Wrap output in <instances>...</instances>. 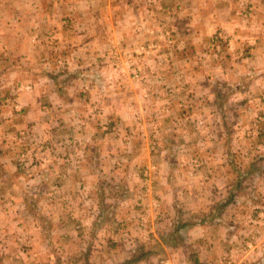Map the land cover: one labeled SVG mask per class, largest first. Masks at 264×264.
Returning <instances> with one entry per match:
<instances>
[{"label": "rangeland", "instance_id": "1", "mask_svg": "<svg viewBox=\"0 0 264 264\" xmlns=\"http://www.w3.org/2000/svg\"><path fill=\"white\" fill-rule=\"evenodd\" d=\"M207 1L211 0H77L86 6V11L67 9L63 17L68 18L67 25L51 29L43 37L40 54L50 61L38 64L35 61L39 59L27 58L34 63V75L23 76L46 84L45 76L35 75L41 72L39 69L51 67V71L59 72L62 89L37 94L41 100L45 95L61 103L66 115L58 117L53 109L48 120L37 118L31 124H16L13 122L17 116L27 114L22 112L20 102L17 118L5 120L0 116V138L3 133L9 137L6 142L16 150L17 168L16 177H7V183L0 186L2 224L10 226L9 214H18L24 205L28 212L36 214L33 219L41 225L47 224L44 219L51 221L52 213L82 216L84 207L80 208L76 195H72L79 183L66 184L61 174L51 172V168L58 170L62 165L73 164L77 170L74 177L87 179L84 190L98 201L96 207L90 203L84 209H99L102 214L90 227L115 226L117 219L113 220L110 211L121 216L118 227L126 228L123 220L133 226V217H140L138 212L155 210L149 209L158 204L152 200L165 189L151 182L143 191V187L128 186L127 179L137 176L140 170L144 177L156 180L157 173L153 171L159 164L169 183L174 182L172 199L177 202L163 199L157 210L162 208L163 214H173L187 222L173 236H162L163 242L177 246L185 240L188 245L190 242V249L188 246L185 252L176 251L177 264H185L184 254L189 258L188 264H194L199 253L212 264H264V61L259 63L253 54L258 42L264 45V23L259 24L264 22V11L254 10L244 0H232V13L221 19L220 11H199L200 4ZM258 2L264 4V0ZM63 29L69 42L62 36ZM26 93L35 94L29 89ZM183 100L189 103L183 105ZM33 108L37 117L47 110L39 108L38 101ZM88 121L95 122L88 125L89 132L107 133L100 145L108 155H87L85 162L100 160L103 167L89 164L79 168L81 158L72 153L78 143L74 137L86 128L84 122ZM218 131L224 139L220 145L227 148L225 156L217 153L222 147L213 140ZM124 151L129 156L124 157ZM116 160L132 169L111 171ZM204 160L228 164L223 170L236 194L224 200L228 203L204 200V188L183 187L187 171L192 165L199 167ZM189 164L188 169H178ZM182 172L187 173L182 177ZM158 174L157 184L166 179ZM157 186L161 188L157 190ZM168 186L169 191L172 186ZM190 188L191 194L196 191L198 197H191ZM3 193L5 199L1 200ZM140 194L150 195V202L136 203L133 199L140 198ZM163 196H170L169 192ZM25 219V223L31 222V218ZM210 227L214 234L205 238ZM14 232L0 230V260H8L5 264L12 259L29 260L31 252L37 257V251L32 249L43 252L42 246L30 243L23 233L21 238L25 241L12 236ZM139 233L134 235L137 239ZM193 234L195 242L189 240ZM123 236L128 241L127 233ZM200 237L207 240L202 239L204 244L212 240L209 251L197 249ZM17 241L24 243L18 251H9V244ZM110 242L113 243L111 239ZM72 250L69 248L65 255L81 256V250Z\"/></svg>", "mask_w": 264, "mask_h": 264}, {"label": "crops", "instance_id": "2", "mask_svg": "<svg viewBox=\"0 0 264 264\" xmlns=\"http://www.w3.org/2000/svg\"><path fill=\"white\" fill-rule=\"evenodd\" d=\"M239 1L243 2L242 0ZM67 2H69V0H66V2H60V0H0V116L4 118L6 117L5 120H7L8 118L13 119L18 115L17 108L20 102L22 103L20 104L22 107L21 110H23L22 112H25L27 114L25 115V117L21 116L19 118V116H17L18 120L16 122H13L16 124H18L19 122L20 124H31L34 123L37 118L48 120V118L51 117L49 111L53 109H56L55 111L58 112V117H63L66 115V111L62 108L61 103L54 101L49 97H46L45 95L44 99L41 100V98L37 94V91H49L50 93H53V91L58 92L59 90H61V81L59 78L61 74L59 72L51 71V67H48L44 70L39 69L41 70V72L35 75L41 77L45 76L48 84L34 82L31 79H24L23 76L24 73H26L27 76L34 75L31 71V69L34 68V63L33 61L29 62L27 58H35V60L39 59V61H35V63L38 64H41L44 60L50 61L45 54H40V50L44 44L43 37L47 34V32H49V30H55L54 28L59 29L67 25L68 18H63L65 17V12L67 11V9L70 8L73 9V11L75 9L80 11L87 10V8H85L86 6L83 3H78L77 0L69 3ZM229 2H232V0H211L200 4L198 9L199 11H203V13L205 11L211 12L210 10H213V13L220 11L222 12L220 15L222 19L223 15L227 17V14H229L230 12L232 13V11H230L232 6L230 7ZM244 2L246 5L254 8V10L256 11H264V4L258 2V0H244ZM236 4L235 6H237ZM219 21L224 22L220 19ZM262 23L264 22H259V24ZM62 36L64 37L65 41L69 42V35L67 34L66 29H63ZM251 45L252 46L250 48L254 46V44ZM42 52L46 53V51H44L43 49ZM253 54L259 60V63L264 61V45L258 42L255 47H253ZM24 60L26 61L25 64L23 62ZM28 82L30 83L28 84ZM58 82L59 84L57 85ZM25 83L26 85H24ZM22 88H26L24 90L25 92L21 90ZM27 89H29L31 92L34 91L35 94H27ZM187 95L188 93L184 94V99H186ZM35 101H38L39 108L47 109L46 112L44 110L45 114H42L41 117L35 116L36 114L33 108ZM188 103L189 102L184 101L183 105H187ZM66 107H68L67 104ZM41 122L43 125L47 124L44 123V121ZM91 122L93 125L95 124L94 121L84 122L86 128H84V130H82L80 133H77L75 137L73 136L78 143L73 149L72 153L81 158L79 164H77L79 168H86L89 164L96 165L97 168H99L100 166L103 167L102 161L99 160L97 163L85 162V157L87 155L93 156V154L99 156L100 154L103 155L104 153L108 155V152L105 151V148L102 147V144L100 145V143L104 141L105 138H107V136H105V134L107 133H103L100 131L89 132L88 125L91 124ZM215 131H217V129ZM215 133L217 134V136L216 138H213L214 143H219V145L224 143L222 133L220 131ZM207 136L201 137L206 139ZM224 138H226V135L224 136ZM8 139L9 137L5 133L1 134L0 186L1 184L7 183V181L5 180L7 177H12V179H14L17 174L16 163L14 160L16 150L13 146H11V144H7L6 141ZM162 141L163 137L158 140V144L162 145ZM196 141V143H199L198 139H196ZM220 146L222 147V149H219L217 153L221 154L220 156L227 155L228 153L226 150V146ZM113 149L114 148L112 147L111 150ZM112 153L114 154V152ZM144 153L146 154L147 152L144 151ZM213 153L217 154L215 151H213ZM123 154L124 157L129 156V153L127 151H124ZM137 159L141 160L142 158ZM133 161L134 159L132 158L130 164H132ZM225 163H209L205 162L204 160L202 165H200L199 167H193V165L191 166V164H189L182 169L179 166V170H184L185 168L188 169L191 166V171H187L189 175H186V178H183V181L185 182L183 187L198 189L204 188V191L201 192L205 195L204 200L216 201L217 199H219L218 201L228 203L224 200H229V198L235 197L236 194L234 190L230 188L232 185L227 179V176L225 175V172L223 170V168L226 167ZM158 165L157 170L153 171L157 173L156 180L159 177L158 173L161 174V178H166L162 179L159 184L155 182V179L152 181L150 180V177H144L143 174L141 175V171L139 170L137 176H131L133 179H127V185H135L138 188L143 187L142 190L144 191L148 189V185H151V182H154L153 186L162 185V188L165 189L164 192H169V198L167 196H163L164 192L160 193L158 191L159 195L152 200L153 204H158L154 207L149 208L155 209V213L154 211H151L149 213L148 208L145 210V214L138 212L137 215H139L140 217H133V226L127 225V222H124V220L121 221V223L126 224L125 229L117 226V221L119 218H121V216L113 211H110V214H114L113 220L117 219L115 226H112L111 224H101L99 227L91 228L90 225L93 223H97V221L102 218V214L99 213V209H84L90 207V203L95 207L98 205V201L95 200V196L89 191L86 192V190H84L85 187L88 186L85 183L87 179L85 180L84 178H80L79 176H77L76 178L74 177V172H77V170L73 164L62 165L61 167L57 168L58 170H54L51 168L52 173L61 174L66 184L79 183L77 192L72 195H76L75 201L78 206L80 208L84 207L82 209V216L77 217L76 214L74 215V213L72 212H65L64 215H61L60 213H52L49 217L51 221H46L44 219V223L47 224L41 225L40 222L36 224V220L33 219V216H36V214L34 212H28V210L26 209V205H24V208L22 207L24 209L21 210L22 212L20 211L18 214H9V218L7 219V221H9L10 226L2 224L0 221V230L1 228H4L5 233L10 232V230H15L12 236L17 235V239H19L20 241L24 239L21 238V234L23 233L25 235V239L28 238L29 241H32L30 243H35L36 245L43 247V252L32 249V251H37L35 253L37 254V257L33 256L31 252L29 260L12 259L9 264H177L176 251H179V249H181L183 250V252H185L188 246L190 249V242L188 245V241L185 240L177 246V244L175 243L170 244L169 242H163L162 236H165L166 234H171L173 236V233L175 231H181L182 226L186 225L187 222L182 221V218L175 217L173 214H163L162 208L160 211L157 210V208H160L161 201H163V199H165V201L167 199L169 203L177 202L176 200L172 199V196L174 195V182L173 184L169 183L168 178L164 176V174H162L163 169ZM152 166L155 167V164H153ZM121 168L129 170L132 169V166H126L125 163H119L116 160L115 163L111 166V171H117ZM185 173L182 172V177L185 176ZM168 185L172 186L169 191L167 190L170 187ZM176 186L179 187V185ZM159 187L161 188V186H157V190L159 189ZM191 188L189 189V194H191ZM142 190L140 192L141 194ZM205 191H209L208 194H206ZM222 192H226L227 194L224 196ZM141 194L139 195L140 198L133 199L136 201V203H141L144 200H146V202H150V200H148L150 195L144 197ZM195 194L196 191L191 194V197H198V195L195 197ZM3 199H5L4 193L1 200ZM15 201H18L16 200V197ZM25 217H28L29 219L31 218V222L28 224L25 223ZM1 218L3 220L6 219L4 218V216ZM141 218H143V222H139ZM201 219L207 218L202 217ZM201 222H203V220H201ZM48 223L50 225H48ZM201 227L202 229H205V226ZM132 228H134V231H132ZM167 229L171 230L166 231ZM209 229V236H205V238H210L211 235L214 234L212 228L210 227ZM138 231L140 232V236L137 239L134 235H138ZM126 233L129 237L128 241L125 240L124 236L121 238V236ZM46 235H48V238L44 237ZM199 235L203 237V234ZM201 237V243H197V249H199L200 251H209V249L211 248L210 243L212 240L204 244L202 243V239L205 242L207 240ZM109 239H111L113 243H109ZM189 240L195 242V235L193 234L192 238L189 236ZM22 243L24 242L17 241L15 243L9 244V251H18ZM69 248H74V250L72 251H76L77 253H79V251L81 250V256H66L65 252ZM166 250L172 253H169L168 255L165 253L167 256H164L165 254H163L162 252ZM2 251L3 249L1 248L0 252L2 253ZM14 254L15 253H10L9 256H15ZM182 257L183 259H185L183 263L188 264L189 258L187 257V255L184 254L182 255ZM194 260V264H197V261L199 263L201 262L202 264H212L208 262L210 261L209 258L205 259V257H202L200 255V253L198 254V258L195 257ZM5 261L7 263L8 260L2 258L0 260V264H5Z\"/></svg>", "mask_w": 264, "mask_h": 264}, {"label": "trees", "instance_id": "3", "mask_svg": "<svg viewBox=\"0 0 264 264\" xmlns=\"http://www.w3.org/2000/svg\"><path fill=\"white\" fill-rule=\"evenodd\" d=\"M197 264H200V263L197 261Z\"/></svg>", "mask_w": 264, "mask_h": 264}]
</instances>
